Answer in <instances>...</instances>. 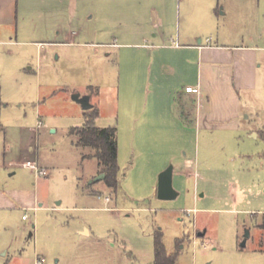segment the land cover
Instances as JSON below:
<instances>
[{
	"label": "rangeland",
	"instance_id": "374dc122",
	"mask_svg": "<svg viewBox=\"0 0 264 264\" xmlns=\"http://www.w3.org/2000/svg\"><path fill=\"white\" fill-rule=\"evenodd\" d=\"M20 1V26L37 27L40 33L34 38L48 43L39 54L31 50L9 63L3 99L9 108L0 117L10 126L6 137L0 136V264H33L37 254L44 264H153L158 232L167 252L176 255V264H264V252L257 249L264 242L258 228L264 213V139L247 133L261 120L256 114L264 104L261 91L253 97L242 94L245 109L238 128L197 127V88L186 85L193 61L180 78V117L185 122L180 123V144H132L129 129H120L113 119L125 58L134 60V75L131 84L121 82V104L123 92L141 88L148 95L153 88L158 73L144 47L152 42L153 31L165 32L167 41L181 45L209 39L262 47L264 0ZM48 28L62 29L81 44L49 43L54 32L49 39ZM124 29L135 31L132 40L143 46L100 44L122 42ZM145 61L150 69L141 83L135 69ZM75 94L88 95L93 107L101 104L104 113L97 126L120 129L116 191L104 178L95 180L101 174L97 159L83 157L92 149L77 147L69 135L84 119ZM148 100L150 95H131L127 103ZM21 125L37 132L35 162L46 169L45 176L19 160ZM174 163H180V196L161 199L159 174Z\"/></svg>",
	"mask_w": 264,
	"mask_h": 264
},
{
	"label": "crops",
	"instance_id": "0c3cea01",
	"mask_svg": "<svg viewBox=\"0 0 264 264\" xmlns=\"http://www.w3.org/2000/svg\"><path fill=\"white\" fill-rule=\"evenodd\" d=\"M157 4L161 5L160 3ZM153 11L155 14H159L157 8L153 9ZM21 14L20 0H0V117L9 108V104L5 103L3 99L8 73L11 71L9 67L10 61L15 58L14 56H23L31 50L39 54L42 47L48 43L46 40L34 38L39 36L40 33L37 27L32 26V28L25 29L20 26ZM161 22L163 23V19H161ZM48 29L49 36L47 37L49 39L51 30L54 32L53 40L48 39L49 43H59L66 46L81 44L80 42H75V37L72 34L67 35L62 29L57 32L56 28ZM142 29L144 30V28ZM134 32L130 29H124L123 33L119 35L122 42L100 44L105 47L116 45L115 47L117 48L126 49L135 48L138 45L143 46V44L135 43L132 40L136 36ZM61 34H64L63 37L65 38L57 40L58 35L61 37ZM142 35H144L142 39L145 40L146 31H142ZM20 36L26 38H20ZM151 38L152 42L144 45V47L148 46L146 47L145 57L146 59H152L154 69L158 73L155 77L156 80L154 79L153 88L148 90L150 91L148 95L151 97V103L150 100L142 104L131 103V101L127 103L131 95L134 98L148 96L145 95V90L141 88L123 92V97H126V100L123 104L120 102L122 98L121 82L124 80V86L131 84L134 75L132 72L134 71V60L128 61L125 58L127 61L125 63V72L124 74L122 73L117 87L113 119L117 121L120 129H129L130 143L132 144L143 143L148 145L151 142H155L163 145L170 141L180 144V123L182 125L185 123L180 117V78L185 77L186 65L190 64V62L194 63L193 61H195L196 66H193L192 79L186 85L197 88L195 100L199 106H196L197 108L194 112V121L197 127L226 130L238 128V117L245 109L242 104V94L251 95V97L257 96L258 91H261L262 95L264 94V58L261 53L264 52V46L247 44L223 45L210 41L204 43L201 39L196 43L191 42L181 45L175 44L173 40L171 42L167 41L165 32L154 31L151 33ZM13 47H18L19 49H13ZM191 53L194 54L192 59L186 56L191 55ZM154 54L156 55L155 57ZM142 64L135 69L137 72L136 76L141 83H143V75L145 74L146 80V72L150 69L147 61H145L144 65ZM260 70H263V72ZM152 73L151 70V75ZM89 87L94 89L93 86ZM95 90L101 94V89L99 90L96 87ZM95 104L99 111V117L96 119L97 125L104 112H102L101 104L96 102ZM261 108L257 109L258 113H256L259 120H261L256 126H251L247 131L250 136L259 137L258 134L264 131V104ZM260 112L261 116H259ZM246 117L249 116L247 115ZM37 126H41L40 119ZM9 127V125H4L0 120V136L3 134L6 137L7 128ZM17 128L18 141L21 147L19 160L24 162L35 161L36 149L33 144L37 137V132L31 127L22 125ZM119 128L118 132L120 134ZM5 143H7V139H5ZM171 160L172 158L169 159V161ZM167 165L165 164L159 170L162 171ZM173 165V181L179 193L177 197H179L181 191L180 163L179 166L175 163ZM9 166L12 167L13 165ZM86 231L88 234L89 229L83 232ZM2 256L6 259L8 252H3ZM38 259L45 261L43 257L37 254L32 263L36 264ZM10 263V261H7L5 264Z\"/></svg>",
	"mask_w": 264,
	"mask_h": 264
},
{
	"label": "trees",
	"instance_id": "16d2710c",
	"mask_svg": "<svg viewBox=\"0 0 264 264\" xmlns=\"http://www.w3.org/2000/svg\"><path fill=\"white\" fill-rule=\"evenodd\" d=\"M83 116L84 124L71 127L69 135L74 137L77 147L92 149V154L89 156L84 154L83 157L97 159L98 166L101 168L99 173L105 175L103 181L116 191L119 187L118 129L115 126H97L96 119L99 117V111L96 107L84 110ZM259 135L264 139V131H261ZM258 228L264 232V213ZM257 249L264 251V242ZM153 264H176V255L167 252L160 232L155 237Z\"/></svg>",
	"mask_w": 264,
	"mask_h": 264
},
{
	"label": "water",
	"instance_id": "95a60500",
	"mask_svg": "<svg viewBox=\"0 0 264 264\" xmlns=\"http://www.w3.org/2000/svg\"><path fill=\"white\" fill-rule=\"evenodd\" d=\"M73 99L81 103L84 110L93 107L90 102V97L88 95L80 97L79 94H75L73 95ZM104 176V173H101L95 178V180H102ZM178 194V191L173 186V168L172 166H170L159 174L157 195L161 199H175L177 198ZM204 234V232H199V236H203ZM249 235L250 233L247 232V236L243 240L242 246L246 245L247 237Z\"/></svg>",
	"mask_w": 264,
	"mask_h": 264
},
{
	"label": "built area",
	"instance_id": "2783aa9c",
	"mask_svg": "<svg viewBox=\"0 0 264 264\" xmlns=\"http://www.w3.org/2000/svg\"><path fill=\"white\" fill-rule=\"evenodd\" d=\"M207 41H209V39ZM24 164L35 169L37 171V174H39V175H44V176L47 175L46 169H40L35 161H26ZM106 199H107V201H109L108 197ZM23 218L26 219L27 216L23 215ZM36 264H44V262L42 260L38 259Z\"/></svg>",
	"mask_w": 264,
	"mask_h": 264
}]
</instances>
